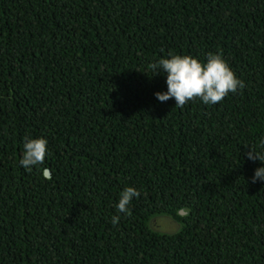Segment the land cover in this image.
Listing matches in <instances>:
<instances>
[{"label": "trees", "instance_id": "obj_1", "mask_svg": "<svg viewBox=\"0 0 264 264\" xmlns=\"http://www.w3.org/2000/svg\"><path fill=\"white\" fill-rule=\"evenodd\" d=\"M170 52L222 53L244 87L160 102ZM262 138L264 0H0V264H264Z\"/></svg>", "mask_w": 264, "mask_h": 264}, {"label": "clouds", "instance_id": "obj_2", "mask_svg": "<svg viewBox=\"0 0 264 264\" xmlns=\"http://www.w3.org/2000/svg\"><path fill=\"white\" fill-rule=\"evenodd\" d=\"M154 75L165 76L166 90L154 93L158 101L166 102L174 99L175 107L183 108L186 103L198 98L206 105L221 102L229 93H236L244 87V82L237 77L222 53H208L204 60L188 54L169 53L149 64ZM49 154L48 140L43 137L27 136L22 145V155L19 166L31 172L39 169L45 157ZM247 158L259 161L260 166L254 170L252 183L258 180L264 182V138L259 147H250ZM140 192L135 187L123 189L115 204L117 213L130 214L129 205L134 197H139ZM119 215L112 217V223L119 220Z\"/></svg>", "mask_w": 264, "mask_h": 264}, {"label": "rangeland", "instance_id": "obj_3", "mask_svg": "<svg viewBox=\"0 0 264 264\" xmlns=\"http://www.w3.org/2000/svg\"><path fill=\"white\" fill-rule=\"evenodd\" d=\"M177 225L172 219L161 216L152 220V227L159 230L160 232H169L174 231L180 228V225Z\"/></svg>", "mask_w": 264, "mask_h": 264}, {"label": "water", "instance_id": "obj_4", "mask_svg": "<svg viewBox=\"0 0 264 264\" xmlns=\"http://www.w3.org/2000/svg\"><path fill=\"white\" fill-rule=\"evenodd\" d=\"M49 174H50L49 171H48V170H45V175H46V176H49ZM180 212H181L182 214L184 213L183 211H180Z\"/></svg>", "mask_w": 264, "mask_h": 264}]
</instances>
